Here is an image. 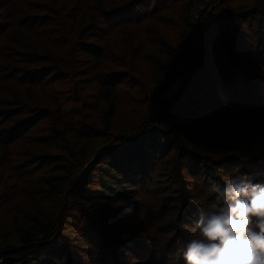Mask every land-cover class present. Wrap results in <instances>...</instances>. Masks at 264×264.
Here are the masks:
<instances>
[{"label": "trees", "instance_id": "16d2710c", "mask_svg": "<svg viewBox=\"0 0 264 264\" xmlns=\"http://www.w3.org/2000/svg\"><path fill=\"white\" fill-rule=\"evenodd\" d=\"M116 1L0 0V10L7 9V12L0 13V18L7 19L4 22L0 20V90L7 92V97H14V87L19 86L22 91L27 87L33 90L39 83L53 80V75L68 77L74 70V64L79 69L84 62L89 61L88 59L105 56L103 44L99 46L90 42L93 37L102 40L108 36L109 31L100 27L104 20L111 22L120 16L127 23L139 21L140 24L166 8H159V3L155 2L151 5V12H141L139 16H135L134 11L130 12L129 6L135 4L134 6L139 7L142 0H124L122 4L112 6ZM199 2L200 0L188 2L191 3L186 22L188 37L180 44L183 49L166 38L156 40L148 32L138 33L142 39H155L157 44L154 56H146V61L153 63L151 68L163 79L156 81L150 71L144 73L145 77L150 76L151 87L160 84L163 87L166 81L169 82L175 77L180 68H183L185 73V82L179 92L170 98L171 102L166 99L159 100L161 111L155 116L148 115L146 120L128 130L123 129L116 134L110 132L117 106L123 101L122 90L118 85H124V75L118 71L119 76L116 73L101 76V85L94 97V104L86 106L89 111L97 109L99 102L100 108L103 105L106 107L101 114V132L107 141L95 156L89 154L91 140L88 134L94 129L87 123L89 119L85 116L84 120H75L64 112L62 114L64 105L54 96L49 97L51 104L56 105L52 116L46 114L42 105L36 107L30 103H17L15 106H9L6 102L0 104V122L3 125L0 129V142L14 156L18 152V144L23 145V155L25 154L27 135L33 127H41L42 120L49 118L51 130L46 128L47 134L58 143V148L65 152V156H59L55 160L54 172L58 173V176H52L51 173L47 176L49 178L42 179L43 185H46L45 190L50 195L62 198V202L71 200L80 207L81 227L89 236L94 249L99 252L95 264H128V255H136L139 249L141 252L149 251L148 257L154 260L152 264H186L183 252L190 238L186 236V232H182L181 228H184L176 221L166 225L167 232L170 233V229L175 230L176 226L180 228V234H172L171 242L167 240L168 242L164 243L162 257H157L158 250L147 248L142 232L110 230L111 224L123 216L125 219L130 213L127 210L128 204L116 205L135 200L141 193L138 184L147 185L150 182L154 186L153 180L157 179L159 166L162 163L166 165L164 158L169 157L172 152L177 154L171 160L173 166L167 179L173 183H179L184 173L194 179L204 176V189L207 190L210 181L226 183L225 180L248 172L243 171V167L248 168V164L242 151H233V154L227 153V156L221 158L217 156L219 146L225 149L228 147L214 146L216 137L228 126V121L224 115L220 116L221 120L215 122L205 120L203 114L206 111L202 109V99L206 100L205 95L213 99L216 96L204 88L207 79L211 82L213 78L202 75V71L208 64L207 60L212 58L217 65L221 63L219 58L225 54L223 56L226 57L227 72L215 80L221 87L222 107L226 110L233 109L234 114L239 112L243 117L244 113L240 111L248 108L244 105L245 101L258 96L261 106L256 107L263 109L264 75L259 71L250 72V67L255 64L259 66V58L264 62V0H255L253 5L247 8H230V0H211L210 10L203 12L199 24H194L190 22V18ZM116 26L124 27V22ZM230 29L233 33L228 37ZM246 30L249 31V36L246 35ZM193 33L196 34L195 38ZM246 38L251 39L253 46L256 45L263 51L260 52L259 58L255 59L248 53L247 46L251 43L247 44ZM212 46L215 49L212 50ZM70 47L73 56H70ZM79 52H85L87 60H78L76 54ZM81 78L83 79L82 76ZM130 81L131 84L129 80L127 84L133 87L140 80L134 77ZM143 82L148 84L149 80ZM257 86L261 88L263 95L254 94ZM2 99L0 98V101H3ZM19 100L21 98L17 101ZM256 107L254 110H257ZM167 120L170 125L165 124ZM240 120L238 116L234 121L241 124ZM184 121L194 122L191 126H195L193 135L191 132L187 139L181 135L180 122ZM52 157L54 158L53 154H46L41 160L46 162ZM52 163L54 162H50ZM82 163L84 164L80 174L76 175L78 166ZM152 167L154 172L147 171V168ZM22 178L24 188L29 187L26 182H36L30 174H24ZM224 178L227 179L223 180ZM158 183L160 182H155ZM198 184H194L198 191L192 189L196 193L194 196L184 192L177 194V203L181 205L182 212H175L180 216L186 213V209L193 208V202L197 203L199 200L201 189ZM208 193L213 198H204L206 195L201 194L204 196L201 198L204 199L203 202L216 203L215 195ZM58 215V212L56 215V212L47 210L32 214H15L14 234L18 243L15 246L0 242V248H3L0 255L4 258L2 264H77L73 260V254L76 256V253L69 242L63 240L59 232H55L59 225Z\"/></svg>", "mask_w": 264, "mask_h": 264}, {"label": "rangeland", "instance_id": "374dc122", "mask_svg": "<svg viewBox=\"0 0 264 264\" xmlns=\"http://www.w3.org/2000/svg\"><path fill=\"white\" fill-rule=\"evenodd\" d=\"M189 1L191 0H142L138 5L139 7L132 4L129 8L131 9L130 12H135V16H139L141 12H151L153 10H151V5L155 2L159 3V8H166L159 10L157 15L144 20V22L140 24H138L139 21H128L129 23H127V21H124V18L120 16L117 17L115 21L106 22V20H104L100 27L109 31L108 36L102 40L93 37L90 39V42L99 46L103 44V48L106 50L105 56L101 58H96L94 56L92 60L88 59L89 61L84 62V65L80 66L79 69L74 64V70L68 77H56L53 75V80L39 83L36 89L31 90L27 87L22 91L21 87H14L12 88L15 92L14 97H7L6 95L9 94L0 90V98H3L0 104L6 102L9 106L12 104L15 106L17 103H30L32 106L36 107L42 105V108L46 110V114L52 116L55 112L56 105L51 104L49 97L54 96V98H57V100L64 105L62 114L64 112L75 120H84L85 116L89 119L87 123L94 128L93 131L88 134L91 140L89 143V154L92 157L95 156L96 152L104 145L105 141H107L105 135L101 132V130H103L101 114L106 110V107L103 105V107L100 108L101 103L99 102L97 109L95 108L89 111L86 109V106L94 104V97L101 85V76L110 73H116L119 76L118 71L124 75L122 79L124 80V85H118V88L122 90L121 94L123 101L117 106L116 114L113 117V125L110 130V132L114 134L121 132L123 129L128 130L132 126L142 123L146 120L148 115L155 116L161 111L159 100L166 99V101L171 102L172 97L179 92L181 81L183 77L185 78L184 71L180 74L177 72L175 77L169 82L166 81L164 83L162 81L164 86H166L165 88H163L164 86L161 87V84L151 87L150 76L145 77L144 73L150 71L151 76L156 81L163 79L161 76L155 74L151 68L153 63L146 61V56L148 58L154 56L153 54L157 48L155 39L158 40V38H162L163 40L166 38L178 48L182 47L180 44L185 42L186 37H188V24L186 25V22L188 20V10L191 6V3H188ZM254 1L255 0H230L228 6L230 8H238L241 6L247 8L252 6ZM123 2L124 0H117L112 6H117ZM203 2H205V0H200L197 4L190 18L191 23L194 22V24H197L196 14L199 11V6ZM5 12H7L6 8L0 10L1 14ZM0 20L2 22L7 21V19L3 18H0ZM123 22L124 27L116 26L122 25ZM244 28L245 25L243 29ZM140 32L145 34L148 32L155 39L144 38V36H142L144 38L142 39L138 35ZM248 32L249 31L246 30L247 36H249ZM232 33L233 31L230 29L228 31V37H231ZM249 38H246L247 44L251 43V45L247 46V49H249L248 53L253 55L255 59L259 58L260 52L263 51L260 50L258 46H253L254 43L250 41L251 39ZM242 40H245V38H242ZM215 42L216 38L214 39V43ZM211 49L213 50L215 47L212 46ZM84 53L85 52H79V54H76V58H78V60H87L88 57ZM223 55L219 58L221 63L217 65L212 58H210L211 60H207L208 64H206L202 71V75H206L207 78H213L211 82L207 79L204 88L209 89L211 93L216 96L215 99H213L205 95L204 98L206 100L202 99V109L206 111L203 116L206 121L215 122L221 120L220 116L224 115L228 121V126L223 128L220 135L216 137L214 146L224 145L228 147L225 149L219 146L217 156L221 158L227 156V153L233 154V151L234 153L242 151L246 156V163L248 164V168L243 167V171H250L252 165L264 158V107L263 109L256 107L261 106V104H259L260 98H258L257 95L261 94L262 91L261 88L257 86L254 92L257 97H252L251 100L247 99L245 101L244 105L248 108L245 111H240L244 113L243 117L239 112L234 114L233 109H224L221 102V87L220 84L215 81L220 78V75L225 74L227 72L226 69H228L225 60L226 57ZM70 56H73L71 54V47ZM182 64L183 62L180 63V66H182ZM258 64L259 66L255 64L250 67V72L258 73L259 71L261 75H264V62H262L260 58ZM90 72L92 73L90 74ZM229 75L230 74H228V76ZM118 76L117 78H119ZM134 77L140 81L138 84L131 87L127 82L129 80L131 84L130 80ZM147 79L149 80L148 84L143 82ZM253 80L255 81V79ZM19 98H21V100L17 101ZM226 100L228 101V97H226ZM255 107L257 110H254ZM0 110H2L1 105ZM238 116L241 118V124L234 121ZM180 123L182 125L181 135L184 138L187 139L191 132L193 135L195 126L192 127L191 125H194V122L184 121ZM165 124L170 125L171 123L167 120ZM2 127L3 125L0 122V129ZM210 127H212V125H210ZM46 128H48L49 131L51 130L49 118L42 120L41 127H33L31 129L30 134L26 137L28 145L25 146L24 155L22 144L17 145L18 152L15 153L14 156L6 146L0 142V242H6L15 246L18 243L15 236L16 234H14L13 220L15 214H32L47 210L51 213L56 212L57 215L58 212L59 225L58 230L56 229L55 232H59L63 240H66V242L68 241L69 243H67L76 253V256L73 254L74 263L95 264L96 259L99 257V252L97 249H94L92 243H90L89 236L81 227L82 216L79 209L80 207L76 205L75 202H71V200L62 202V198H56L50 195L45 190L46 185H43L44 182L42 179L49 178L47 176H50L51 173L52 176H58V173L54 172V170H56L55 160L58 159L59 156H65V152L59 149L58 143L48 136ZM81 131L82 133L84 132V130ZM213 152L214 151H212V153ZM46 154H53L54 158L52 157L46 160V162H42L41 159L43 155ZM176 154V152H172L169 157L164 158L166 159V165L162 163L159 166L157 179L154 178L153 181L160 183L155 184L154 182V186H152L150 182L147 185L146 183L138 184L141 193L135 200L126 203L121 202L116 205L126 206V204H128L127 210L130 211V213L128 212L129 215H126L125 219L123 216L110 225V230L114 232H142L141 235L143 236L147 248L150 250H158L157 257L164 256V243L167 240H171L172 234H180L178 233L179 227L177 228L176 226L175 230L173 229V231H171L172 229H170V233L167 232V224L171 225L176 221L179 225H182L185 230L181 228L182 232H186L188 234L186 236H188L190 240L196 238L198 232L194 231L195 223L198 221L200 213L210 210V207L207 206L212 205L203 202L204 199H201L204 197L201 196V194L206 195L204 198H213L208 193V189H204V176L194 179L191 178L189 174L184 173L179 183H173V181L167 179L173 166L171 160ZM50 162L54 163L50 164ZM83 164L84 163L78 166L79 170L76 175L80 174ZM150 170L152 172L155 171L153 167L151 169L147 168V171ZM182 172L184 171L182 170ZM24 174H30L32 179L36 182H26V185L29 187L24 188L22 185L25 184L22 178ZM202 174L203 172L200 175ZM225 179L227 178L223 180ZM195 183H199L198 186L201 189V193L199 194L200 198L197 203L193 202L191 205L193 208L186 209V213L180 216L175 212L176 210L182 212L181 205H178L176 196L179 192H184V194L190 193L194 196L196 193L193 190L198 191V187H194ZM178 188L182 189V191ZM11 194L14 195L11 196ZM2 198L3 200H1ZM126 222L127 224L125 225ZM156 240H160V242L157 243ZM148 254L149 251L142 250L141 252L139 249L136 255H128L127 262L128 264H134L135 262H141L140 264H152L154 260L153 258H149Z\"/></svg>", "mask_w": 264, "mask_h": 264}, {"label": "clouds", "instance_id": "9594fccd", "mask_svg": "<svg viewBox=\"0 0 264 264\" xmlns=\"http://www.w3.org/2000/svg\"><path fill=\"white\" fill-rule=\"evenodd\" d=\"M216 203L200 213L186 264H264V158L226 183L210 181Z\"/></svg>", "mask_w": 264, "mask_h": 264}, {"label": "built area", "instance_id": "2783aa9c", "mask_svg": "<svg viewBox=\"0 0 264 264\" xmlns=\"http://www.w3.org/2000/svg\"><path fill=\"white\" fill-rule=\"evenodd\" d=\"M210 2L211 0H205V2H203L200 6H199V11L198 13L196 14V17H197V24L200 23L201 19H202V14L203 12H205V10H210ZM183 71V68H180L178 69V73L180 74L181 72ZM3 248H0V251H2ZM4 262V258L1 257L0 255V264H2Z\"/></svg>", "mask_w": 264, "mask_h": 264}, {"label": "water", "instance_id": "95a60500", "mask_svg": "<svg viewBox=\"0 0 264 264\" xmlns=\"http://www.w3.org/2000/svg\"><path fill=\"white\" fill-rule=\"evenodd\" d=\"M196 37V34H194V38ZM184 82H185V79H184V77H183V80L181 81V84H180V89H181V87H182V85L184 84Z\"/></svg>", "mask_w": 264, "mask_h": 264}]
</instances>
